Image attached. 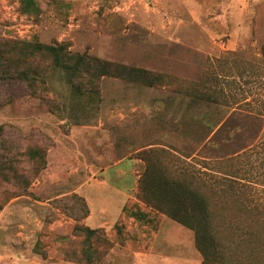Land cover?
<instances>
[{
    "label": "rangeland",
    "instance_id": "374dc122",
    "mask_svg": "<svg viewBox=\"0 0 264 264\" xmlns=\"http://www.w3.org/2000/svg\"><path fill=\"white\" fill-rule=\"evenodd\" d=\"M56 1L71 5L66 18L60 13L64 8L53 4ZM40 4L44 12L35 19L20 13V0H0V28L17 38L70 42L72 51L163 73L172 84L151 88L105 77L99 93L79 95L66 71L52 69L42 98L26 97L0 107L7 138L22 145L21 136L41 144L47 141L44 137L49 139L47 168L27 194L0 209V264H81L66 254L81 245L82 238L73 234L76 221L55 202L77 194L85 198L91 214L86 194L95 196L98 187H105L104 178L114 184L120 168L130 174L134 161L141 174L135 198L124 204L113 226L103 228L113 247L99 264H201L194 233L138 199L140 179L155 162L173 176L187 172L201 180L214 173L204 163L213 166V159L233 151L226 146L215 150L206 141L200 146L206 135L199 123L201 108L181 91L207 71L221 72L217 60L230 51L242 48L260 55L264 0H40ZM237 79L242 88L252 90V97L264 99L259 82L245 85ZM239 95L243 98L245 93ZM222 111L211 113L218 116ZM241 123L240 134L249 143L257 123L252 119ZM258 149L264 153L260 145ZM120 160L123 164L114 166ZM127 180L129 184L132 177ZM260 196L264 198V191ZM125 207L147 215L139 220L126 214ZM88 217L81 224L102 228L90 225Z\"/></svg>",
    "mask_w": 264,
    "mask_h": 264
},
{
    "label": "trees",
    "instance_id": "16d2710c",
    "mask_svg": "<svg viewBox=\"0 0 264 264\" xmlns=\"http://www.w3.org/2000/svg\"><path fill=\"white\" fill-rule=\"evenodd\" d=\"M53 4L65 9L60 13L65 12L66 18L71 5L62 1ZM19 11L35 19L44 12L40 0H20ZM70 47L66 41L48 44L17 38L0 28V107L26 97L42 98L49 88L52 69L66 71L68 83L79 95L99 93L105 77L151 88L172 84L170 76L163 73L103 59L87 51H72ZM232 58L233 66L229 65ZM216 64L221 66V72L207 71L181 93L201 108L199 123L206 135L200 139V146L206 141L215 150L226 146L233 147V151L211 160L213 166L204 163V168L214 173L201 180H194L187 172L173 176L155 162L148 164L140 179L138 199L194 233L201 264H264V198L260 196L264 191V158L260 156L264 153L258 149L260 145L264 150L260 141L264 132V99L252 97L250 88L249 98V90L236 81L239 78L245 85L259 82L264 88V42L260 55L241 48L228 52ZM227 78L231 81H225ZM238 92L245 93L244 99ZM242 106L245 111H240ZM213 109L223 111L214 116ZM247 119L257 123L249 143L240 134L241 121ZM7 128L0 125V194L5 196L0 198V209L12 198L27 194L48 165V138L44 137L47 141L41 144L30 136H21L22 145L17 139L6 137ZM55 203L75 219L73 234L82 238L78 249L66 250L68 259L99 264L113 243L103 228L81 224L90 215L85 198L74 194ZM124 211L139 220L147 215L131 207ZM118 231L121 232L119 228Z\"/></svg>",
    "mask_w": 264,
    "mask_h": 264
},
{
    "label": "crops",
    "instance_id": "0c3cea01",
    "mask_svg": "<svg viewBox=\"0 0 264 264\" xmlns=\"http://www.w3.org/2000/svg\"><path fill=\"white\" fill-rule=\"evenodd\" d=\"M154 144H149L153 146ZM124 160L118 161L114 166L122 165ZM138 163L132 162V171L127 175L126 171L120 168L118 171L119 180H116L114 184H109L104 178L101 182L105 184V187L111 190H106L105 187H98L95 190L94 195L86 198L90 201L91 214L89 215L87 222L95 227L110 228L120 218L124 204L129 199H134L135 186L137 185L140 177V171L137 169ZM128 177H132V181L127 184ZM118 182V184H117ZM90 193V192H89ZM97 195V196H96ZM97 207V208H96Z\"/></svg>",
    "mask_w": 264,
    "mask_h": 264
}]
</instances>
